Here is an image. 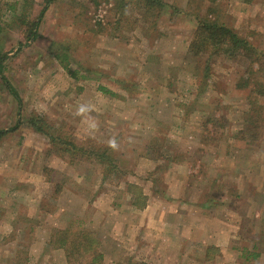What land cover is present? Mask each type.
Here are the masks:
<instances>
[{"label":"rangeland","instance_id":"374dc122","mask_svg":"<svg viewBox=\"0 0 264 264\" xmlns=\"http://www.w3.org/2000/svg\"><path fill=\"white\" fill-rule=\"evenodd\" d=\"M46 1L0 0V264H264V0Z\"/></svg>","mask_w":264,"mask_h":264},{"label":"trees","instance_id":"16d2710c","mask_svg":"<svg viewBox=\"0 0 264 264\" xmlns=\"http://www.w3.org/2000/svg\"><path fill=\"white\" fill-rule=\"evenodd\" d=\"M23 4H25L29 0H22ZM51 0H47L46 5L49 3ZM146 5L150 8L152 5H157L159 6L160 9L164 8L166 4L162 3L160 0H144ZM45 5V7H46ZM45 7H43L42 11L39 13L38 20H40L41 16L43 15V10H45ZM39 21H34L30 27H29V32L27 35L28 40H34L37 36L36 30L38 28ZM188 52L191 53L192 55L198 56V54H203V53H209V55H224L229 58H232L236 56L237 54H246L252 56L256 55L257 51L252 47V45L246 41L245 39L239 37L237 33L230 27L226 26L223 23L218 22L215 19L212 18H204L200 19L197 22V26L194 32V39L192 42H190L188 46ZM5 54L0 55V74L3 71V63L5 61ZM67 58H64V60ZM63 60V61H64ZM69 64L64 65V69L67 72L69 71L70 68H68ZM73 74L76 73L74 70L72 72ZM7 87L11 91V93L19 100L17 92L14 90V88L7 83ZM98 89H100L103 93L107 94H113L111 91H109L107 88L103 86H97ZM28 124L35 129L36 131L42 133L43 135H46L49 140L54 141L56 139L53 134L49 132V125L42 120V118L38 116H31L28 119ZM16 125L13 126L12 128L0 129V138L7 134L9 131L15 130ZM69 145L73 148L77 149V146L73 143H68ZM80 151L83 152V154L89 153V151L86 150V148H80ZM107 154V153H106ZM104 152L99 153L98 158L105 163V161L108 158V155H106ZM106 165H108V161H106ZM83 232L79 235L82 236ZM85 238V235L82 237ZM76 245L82 244V240H79V243H75ZM255 248V246H254ZM259 255V252H251L248 254V256L245 258L248 259L249 256L256 258ZM100 256V255H99ZM94 255L91 260V264L95 263L96 259L99 258ZM68 261L70 259V254L67 255ZM128 264H142V263H132L128 262Z\"/></svg>","mask_w":264,"mask_h":264}]
</instances>
